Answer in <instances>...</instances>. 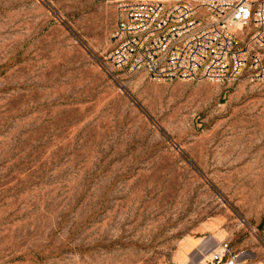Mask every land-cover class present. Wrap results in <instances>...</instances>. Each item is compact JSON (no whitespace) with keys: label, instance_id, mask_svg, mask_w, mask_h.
I'll return each instance as SVG.
<instances>
[{"label":"rangeland","instance_id":"1","mask_svg":"<svg viewBox=\"0 0 264 264\" xmlns=\"http://www.w3.org/2000/svg\"><path fill=\"white\" fill-rule=\"evenodd\" d=\"M116 26L0 0V264H264V82L112 75Z\"/></svg>","mask_w":264,"mask_h":264},{"label":"built area","instance_id":"2","mask_svg":"<svg viewBox=\"0 0 264 264\" xmlns=\"http://www.w3.org/2000/svg\"><path fill=\"white\" fill-rule=\"evenodd\" d=\"M115 71L154 81L264 82V0H114ZM205 264H263L218 241Z\"/></svg>","mask_w":264,"mask_h":264},{"label":"bare ground","instance_id":"3","mask_svg":"<svg viewBox=\"0 0 264 264\" xmlns=\"http://www.w3.org/2000/svg\"><path fill=\"white\" fill-rule=\"evenodd\" d=\"M187 247V246H186ZM181 254V253H180Z\"/></svg>","mask_w":264,"mask_h":264}]
</instances>
